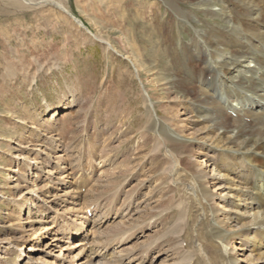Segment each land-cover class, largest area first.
Instances as JSON below:
<instances>
[{
  "label": "rangeland",
  "instance_id": "rangeland-1",
  "mask_svg": "<svg viewBox=\"0 0 264 264\" xmlns=\"http://www.w3.org/2000/svg\"><path fill=\"white\" fill-rule=\"evenodd\" d=\"M29 1L35 5L25 4L18 12L0 2V262L4 263L13 250L8 264H15L25 252L14 249L13 240H27L24 247L33 243L37 248L26 253L31 264H78L85 260L88 250L98 249L97 243L103 247L104 242H116L115 235L124 230L128 235L123 238L125 242L120 243L121 239L115 250L108 252L112 264H139L135 262L139 260H144L142 264H169L164 260L170 249L175 253L180 234H168L163 247L166 255L154 250L145 258L143 250L161 241L158 238L177 224L171 211L178 210V198L173 199L170 190L174 186L165 176L169 164L164 154L157 152V144L150 142L143 125L137 132L138 127L130 124L133 119L128 120L121 112L120 105L125 103L122 82L131 91L128 98L143 95L151 103L156 119L164 117L159 112L163 108L173 121H169L170 127L183 130V139L189 143L200 138L195 132L204 126L203 119H198L203 114L195 112L192 103H184L187 99L180 103L164 82L156 85V92L153 77L137 70L126 42L137 46L134 54H141L147 65H156L166 78L173 75L174 91L180 84L177 69L183 60L179 40L189 44L207 23L227 26L224 22L228 15L213 18L205 8L197 9L196 1L187 4L171 0L173 8L190 16L188 21L178 19L164 0ZM213 1L216 7L211 9L215 12L220 7L234 11L232 0ZM55 3L83 22L87 32L108 44L92 39ZM150 23L156 29L153 42L160 39L167 48L166 54L155 60V49L149 48L147 40V35L152 37V29L147 34ZM35 57V64H31ZM5 61H17L18 69L29 67V72L18 75L17 81L4 82ZM32 77L35 80L30 84ZM198 86L190 89L195 95H200ZM143 109L136 116H144ZM214 115L213 122L221 120ZM240 117L243 122L249 119ZM145 140L149 145L141 149ZM187 158L192 170L204 177L203 190L213 195L208 205L213 211H221L217 213L220 218L227 210L218 197L225 194L223 185L214 180L217 153L194 144ZM165 217L168 220H161ZM87 219L92 225L83 226ZM62 224L68 225L66 230H76L64 236L59 228ZM107 227L110 229L105 231ZM84 230L87 233L83 234ZM83 235H87L86 241H81ZM100 235L106 239H100ZM236 239L229 242L228 249L237 264H247L244 259L249 256L255 259L254 245ZM135 256L139 257L135 260Z\"/></svg>",
  "mask_w": 264,
  "mask_h": 264
},
{
  "label": "bare ground",
  "instance_id": "bare-ground-1",
  "mask_svg": "<svg viewBox=\"0 0 264 264\" xmlns=\"http://www.w3.org/2000/svg\"><path fill=\"white\" fill-rule=\"evenodd\" d=\"M164 1L172 13L178 16V19L188 21L189 15L185 16L180 8H173L171 0ZM181 1H185L187 4L196 1L198 4L194 5L197 9L205 8L207 15L213 18L228 15L226 22H224L227 26L216 25L215 21L212 25L207 23L203 30L195 32L196 39L191 40L189 44H183L179 40L178 45L184 63L179 61L177 70L181 78L178 81L180 84H177L178 88L174 91L173 75L166 78L162 73H159L160 71L156 70V65H147L141 54H134L137 51V46L133 48L129 45L131 41L126 42L131 54L135 57L133 60L137 62V70L153 77L154 90L159 91V87L156 85L164 82L168 92L175 95L180 103L186 99L188 102L184 103H192L195 112L203 114L198 119L202 118V122H204V126L195 132L200 135V138L189 143L190 141L183 139L185 136L183 130L180 131L178 128L173 131L171 127L174 128V126L170 127L169 121H173L168 119L163 108H160L159 112L164 117L156 119L152 112L151 103L149 104L143 95H137L134 99L128 98V93L131 91L122 82L121 87L124 88L125 103L120 105L121 112L128 117V120L133 119L130 124L132 127H138L137 132L143 125V131L148 132L150 142L157 144V152L164 154L165 161L169 164L165 176L169 177V182L174 186L170 190L173 193V199L178 198L177 206H175L178 210L171 211L172 219L177 224L158 238L161 241L148 244L143 250L145 251L143 255H148L154 250L163 253L168 234L173 233L180 234L178 246L175 253L173 249H170L171 253L166 256L165 263L169 261V264H237V259L231 255V251L228 249L229 242L237 238L236 240L243 239L250 242L254 245L253 251L256 250V258L253 259L249 256L250 258L244 259V262L247 264H264V0H232L234 11L229 9L227 11L225 7H220L218 12L211 9L216 7L213 5L216 1L213 0ZM0 2L2 6L12 12L22 11L25 4L35 5L29 0H0ZM55 4L63 14L71 18L75 25L87 32L83 22L75 18L63 5ZM147 28L150 30L147 34L151 33L152 29L153 38L147 35V40L149 48L155 49L153 59L165 55L167 48L161 44L162 41L157 39L156 43L153 42V35L156 34L153 24H147ZM87 33L92 39L98 40L104 45L108 44L100 36L91 32ZM157 37L159 36L156 35ZM18 45L20 46V44ZM36 47L38 48V46ZM35 59L36 57L33 58L31 64ZM156 64L158 65V63ZM3 68L4 82L29 72V67L18 69L17 61H5ZM32 73L35 75V72ZM122 78L123 76L119 79L122 80ZM34 80L35 77H32L29 81L30 84L34 83ZM120 84L121 81L116 83V86L118 87ZM195 84L199 85L200 95H195L190 91ZM72 102H76V99H73ZM142 106L145 115L138 117L136 114L140 112ZM58 109L61 110L63 107ZM213 112L221 120L213 122L216 118ZM231 114H235L236 117L232 118ZM240 114L250 120L243 122ZM127 139L129 140V138ZM123 143L125 144V142ZM194 144L205 147V150L218 155L219 164L214 167L216 173L214 180L223 185L222 191L225 193L224 195L219 193L218 196L225 204L224 209L227 210L222 211L220 216L222 219L218 218L217 214L221 211H213L208 205L213 195L203 190L204 177H200V174L192 170L189 165L187 157L191 154V147ZM148 145L149 142L145 140L141 144V149ZM182 155L184 156L181 157ZM181 166H184L185 169ZM111 184L114 183L111 182ZM226 196L228 199H225ZM151 218L152 216H148L147 219L151 220ZM103 219L105 217L99 221L102 222ZM163 219L168 220L167 217L161 220ZM148 225L150 224L148 223L144 228ZM109 229L110 227H107L105 231ZM70 230L73 232L76 228L71 227ZM122 231L115 235L114 241L118 242L122 239L120 243L125 242L123 238L127 233ZM136 233L140 234L139 230ZM103 237L100 235V239ZM13 241L16 246L14 249L25 252V255L21 253L15 264H29V262L31 264L32 260L26 253L37 248L34 247L33 243L24 247L27 240ZM116 242L111 243L112 245L104 242L103 247H101V243H97L99 247L95 251H98L100 255L107 254V251L115 250L116 245H118ZM232 249L235 250L236 248L233 247ZM95 251L88 250L84 255L85 260L78 262V264H112L109 261V256H100ZM101 252L103 253L101 254ZM14 254L15 251H9L8 256L10 257L0 264L11 263V256ZM139 256H135L134 259L136 260ZM142 261L144 262V260L135 262L142 264Z\"/></svg>",
  "mask_w": 264,
  "mask_h": 264
}]
</instances>
